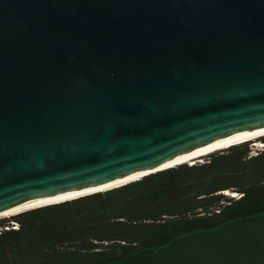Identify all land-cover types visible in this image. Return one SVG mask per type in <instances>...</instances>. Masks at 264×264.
<instances>
[{"label":"water","instance_id":"1","mask_svg":"<svg viewBox=\"0 0 264 264\" xmlns=\"http://www.w3.org/2000/svg\"><path fill=\"white\" fill-rule=\"evenodd\" d=\"M263 129L264 0H0V216ZM110 264H264V214Z\"/></svg>","mask_w":264,"mask_h":264},{"label":"trees","instance_id":"2","mask_svg":"<svg viewBox=\"0 0 264 264\" xmlns=\"http://www.w3.org/2000/svg\"><path fill=\"white\" fill-rule=\"evenodd\" d=\"M253 144L264 146V136L202 163L2 218L0 264H110L263 215L264 148Z\"/></svg>","mask_w":264,"mask_h":264},{"label":"bare ground","instance_id":"3","mask_svg":"<svg viewBox=\"0 0 264 264\" xmlns=\"http://www.w3.org/2000/svg\"><path fill=\"white\" fill-rule=\"evenodd\" d=\"M262 136H264V129L257 131V132H253V133H246V134H242V135H237V136L231 137L229 139H226L224 141H221L217 144H214L212 146H209L207 148H204L200 151L192 153L190 155L179 158L176 161L165 166V168H167V167H178V166H180L182 164H186V163L190 164V165H194L195 163H198L204 156H209V155L216 153L218 151H222L223 149H228L234 145H238L240 143H245V142H248V141L255 139L257 137L260 138ZM133 179L136 180L138 178L135 177ZM87 193H90V192H85L84 194H87ZM225 194L231 195L229 193H225ZM79 195H82V194H73V195H69V196H63V197H59V198H55V199H50V200L39 201V202L27 204V205L22 206L18 209H15L13 211L7 212L6 214H3L2 216H0V218L11 217L12 215H16L17 213H21L23 211H27V210L37 208L40 206L52 204L55 202H61V201L67 200V199L74 198V197L79 196ZM233 196H235V195H233Z\"/></svg>","mask_w":264,"mask_h":264},{"label":"built area","instance_id":"4","mask_svg":"<svg viewBox=\"0 0 264 264\" xmlns=\"http://www.w3.org/2000/svg\"><path fill=\"white\" fill-rule=\"evenodd\" d=\"M263 148V144H259L258 150H262ZM13 228H17V224H13Z\"/></svg>","mask_w":264,"mask_h":264},{"label":"rangeland","instance_id":"5","mask_svg":"<svg viewBox=\"0 0 264 264\" xmlns=\"http://www.w3.org/2000/svg\"><path fill=\"white\" fill-rule=\"evenodd\" d=\"M257 138H259V137H257ZM256 139V138H255ZM252 140H254V139H252ZM253 146V148L255 149V151H257L258 150V147H259V144H253L252 145ZM201 162H203V160H200ZM9 218V217H8Z\"/></svg>","mask_w":264,"mask_h":264}]
</instances>
